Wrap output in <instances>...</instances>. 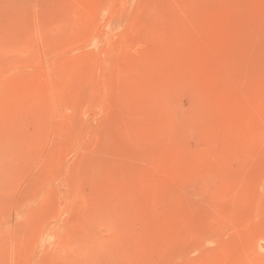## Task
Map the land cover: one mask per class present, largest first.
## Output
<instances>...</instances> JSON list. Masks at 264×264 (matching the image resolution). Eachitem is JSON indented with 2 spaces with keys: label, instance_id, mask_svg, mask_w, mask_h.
<instances>
[{
  "label": "rangeland",
  "instance_id": "1",
  "mask_svg": "<svg viewBox=\"0 0 264 264\" xmlns=\"http://www.w3.org/2000/svg\"><path fill=\"white\" fill-rule=\"evenodd\" d=\"M0 264H264V0H0Z\"/></svg>",
  "mask_w": 264,
  "mask_h": 264
}]
</instances>
